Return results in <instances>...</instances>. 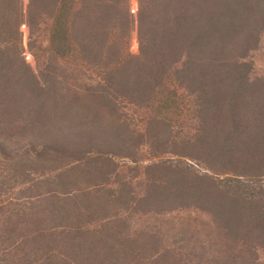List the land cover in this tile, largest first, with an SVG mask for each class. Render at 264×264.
Instances as JSON below:
<instances>
[{"label": "rangeland", "instance_id": "1", "mask_svg": "<svg viewBox=\"0 0 264 264\" xmlns=\"http://www.w3.org/2000/svg\"><path fill=\"white\" fill-rule=\"evenodd\" d=\"M56 1L0 0V51H18L20 63L39 77L40 84L52 61V51L60 47L53 44V31L67 20L69 24L74 1L80 3L62 0L57 11ZM130 7L132 14L126 11L125 16L132 17L134 23L129 42H121L127 55L123 61L115 64L118 62L109 61L107 55L98 62L95 56L99 50L76 52V43L69 39V50L59 63L67 87L42 96L55 103V108H37L32 102L38 98L35 95L29 106L21 101L19 108L13 106L7 113H0L1 120L8 118L11 122L3 140L8 156L0 152V181L7 191L0 197V208H25L29 217L15 218L20 221L17 233L29 242L59 241L66 237L64 224L72 225L74 233L78 226L85 238L95 229L105 228V238L123 245H117L120 252L115 256L104 248L96 258L93 255L98 264H264V235L259 237L262 229L244 234L246 229L238 226L235 216L231 219L226 214L223 218L199 206H179L181 198L176 196L179 189L175 187L168 189L176 197L174 208L169 209L165 194L152 188L150 167L156 164H171L169 176L176 179L175 183L182 177H195L193 174L215 173L192 156L198 155L196 148H190L199 133L196 97L175 74L154 75L159 72V59L142 57L138 0H130ZM152 11L149 13L155 16ZM122 33L116 28L113 36L121 41ZM247 62L251 65L249 86L257 94V86L264 83V34ZM123 65L135 75L125 85H110L103 71H118ZM106 87L118 89L116 96L109 95L112 90ZM144 88L150 90L151 98ZM260 95L258 104L263 107L264 92ZM105 96L114 107L106 108ZM38 111L49 113L50 122L45 115L36 118ZM29 121H33L31 127ZM248 122L244 118L238 124L244 128ZM243 138L244 149L240 141L232 147L243 150L238 155L246 160L248 169L264 173V156L258 164L248 161L254 142L253 138ZM33 149L45 152L44 156L39 157ZM202 152L207 159L213 157L212 148ZM23 166L29 171L27 176L23 175ZM196 180L195 185H202L201 178ZM53 206L63 211L53 210ZM64 210H70V215ZM245 242H253L252 255L243 249Z\"/></svg>", "mask_w": 264, "mask_h": 264}, {"label": "trees", "instance_id": "2", "mask_svg": "<svg viewBox=\"0 0 264 264\" xmlns=\"http://www.w3.org/2000/svg\"><path fill=\"white\" fill-rule=\"evenodd\" d=\"M61 1L55 2L57 11ZM131 10L130 0H80L79 4L74 1L69 24L67 20L53 31V44L60 47L51 53L52 61L46 67L43 84L30 68L20 63L18 51L6 54L0 51V113H7L13 106L19 108L21 101H26L27 106L34 102L40 109L55 108V103L50 104V100L42 96L67 87L63 79L66 74L59 63L63 62L66 49L69 50V39L76 43V52L99 50L95 56L98 62H102L107 55L109 61L114 59L113 62H118L115 64L123 61L127 55L123 54L121 42H129L134 23L132 17L125 16V12L130 15ZM151 11L156 13L155 16L149 13ZM116 28L123 31L119 36L121 41L113 36ZM138 33L140 48L145 54L142 57L151 60L155 56L159 59L156 67L159 72L154 75L175 74L189 93L196 97L199 133L196 143L190 148H196L198 155L192 156L215 173L193 174L195 177H182L175 183L176 179L169 176L172 174L171 164H156L150 167L152 188L165 194V202L171 206L169 209L174 208L176 197H172L168 189L175 187L179 189L176 196L181 198L179 206H199L204 210H213L223 218L226 214L231 219L235 216L238 226L246 229L244 234L260 228L261 238L264 235V173L248 169L246 160L238 155L239 149L232 145L240 141L244 149L246 138L243 137L253 138L248 161L258 164V159L264 156V100L263 107L258 104V96L261 98L260 93L264 92V83L257 86L260 87L259 92L253 94L248 82L251 65L247 62L250 52L257 47L261 34H264V0H138ZM82 59L87 57L82 56ZM129 70L123 65L118 71L103 72L110 85H125L129 77L135 75H130ZM136 74L141 75L139 72ZM106 89L112 90L109 95L118 90L115 87ZM144 92L149 98L150 90L144 88ZM35 95L38 98L30 102ZM104 104L109 109L112 104L113 107L115 105L109 97L105 98ZM37 115L36 118L45 115L44 119L50 120L47 119V112L38 111ZM244 118L249 121V126L242 128L238 123ZM32 124L33 121L28 122L30 127ZM9 127L11 122L8 118L0 119V152L7 156L3 140L7 138L5 128ZM208 147L212 148L213 157L207 159L203 157L202 149ZM44 154L39 150L36 152L41 158ZM184 154L191 156L187 152ZM185 169L188 170V167ZM22 171L23 175H28L29 171L24 166ZM196 178H201L202 185H195ZM36 185L39 186L37 182ZM3 186L4 182L0 181V197L7 192ZM98 196L92 202L94 205ZM22 207L0 208V264H98L93 257L96 258L101 249L115 256L116 252H120L117 245H123L105 238V228L95 229L85 238L84 231L76 226L74 233L70 224H64L62 230L66 237L59 241L55 239L53 244L44 239L29 242L17 233L20 221L15 217H29ZM55 209L63 211L53 206ZM69 211L64 210L67 215H70ZM252 243L245 242L247 246H243L251 255L254 253Z\"/></svg>", "mask_w": 264, "mask_h": 264}]
</instances>
